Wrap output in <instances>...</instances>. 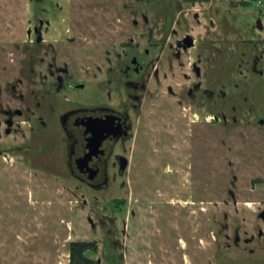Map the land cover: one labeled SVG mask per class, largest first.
Segmentation results:
<instances>
[{"label": "rangeland", "instance_id": "obj_1", "mask_svg": "<svg viewBox=\"0 0 264 264\" xmlns=\"http://www.w3.org/2000/svg\"><path fill=\"white\" fill-rule=\"evenodd\" d=\"M141 11L154 41L196 39L187 63L200 66L203 85L219 98L178 107L162 87L127 145L129 172L89 187L26 151L22 116L7 134L3 111H22V80L33 84L41 56L142 53L149 29ZM40 20L50 22L42 47L29 35ZM262 27L264 0H0V264H70L79 241L97 244L86 254L97 264H264ZM92 91L66 95L85 101Z\"/></svg>", "mask_w": 264, "mask_h": 264}, {"label": "flooded vegetation", "instance_id": "obj_2", "mask_svg": "<svg viewBox=\"0 0 264 264\" xmlns=\"http://www.w3.org/2000/svg\"><path fill=\"white\" fill-rule=\"evenodd\" d=\"M132 8V13L138 14ZM175 8L182 11V2L177 1ZM141 19L149 29L148 46L142 49V53L130 55L124 50L125 54L116 53L114 59H111V52L105 57L76 54L60 56L54 53L48 56L49 59L41 56L39 66L30 70L31 76L36 78L33 86H28L27 80H22V114L11 117L17 110L3 111L7 127L10 120L14 126L15 117L22 116V125L26 128L24 133L28 135L22 143L26 151L34 152L36 157L52 158L53 167L89 187H108L109 174H113L112 180L117 181L129 172L131 157L127 154V145L137 142L139 123L147 100H154L162 87L166 86L167 94L177 98L178 107L202 102L217 103L219 98L217 91L203 85L200 66L195 62L187 63L186 56L196 48V39L190 34L177 38L174 31V40L166 37L154 41L151 19L142 11ZM163 19L167 25L173 22L170 15ZM41 21L33 32H29L39 47L44 42V26L50 24L49 21H43L40 30L42 41L38 43L36 28L40 27ZM133 25L138 26L136 19ZM129 44L132 50L138 49L133 39ZM114 47L121 51L123 49L122 43ZM259 62L260 59L255 61V70ZM259 75H264L263 71H259ZM87 89L93 91L85 101H74L66 95L68 91ZM222 96L225 97L224 94ZM233 110L236 111V108ZM222 119L227 125L225 115ZM233 121L236 119L233 118ZM262 121L260 124L264 125ZM218 122L217 116L214 124ZM124 183L121 182L119 186L123 188ZM117 200L118 208L122 209L121 198ZM260 217L264 222V211ZM258 238L264 239L262 230L258 231ZM241 242L237 231L234 244L239 247ZM244 242L249 245L255 240L252 237Z\"/></svg>", "mask_w": 264, "mask_h": 264}, {"label": "trees", "instance_id": "obj_3", "mask_svg": "<svg viewBox=\"0 0 264 264\" xmlns=\"http://www.w3.org/2000/svg\"><path fill=\"white\" fill-rule=\"evenodd\" d=\"M95 242H72L70 245V264H97V261L90 259L87 252H96Z\"/></svg>", "mask_w": 264, "mask_h": 264}, {"label": "water", "instance_id": "obj_4", "mask_svg": "<svg viewBox=\"0 0 264 264\" xmlns=\"http://www.w3.org/2000/svg\"><path fill=\"white\" fill-rule=\"evenodd\" d=\"M42 27H43V21L40 22V27L36 28V32L38 33V38H37L38 43H40L42 41V36H41V33H40L41 32L40 30L42 29ZM21 114H22V111L17 110L15 113H12L11 117L14 116V115H21ZM262 123H264V121H262ZM12 126H13V122H12V120H10L8 122V127L10 129H8L7 133H10Z\"/></svg>", "mask_w": 264, "mask_h": 264}]
</instances>
